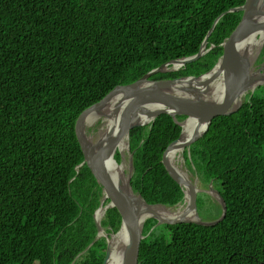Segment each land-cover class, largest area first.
Returning <instances> with one entry per match:
<instances>
[{
  "label": "trees",
  "instance_id": "trees-1",
  "mask_svg": "<svg viewBox=\"0 0 264 264\" xmlns=\"http://www.w3.org/2000/svg\"><path fill=\"white\" fill-rule=\"evenodd\" d=\"M244 2L0 0V264L103 263L107 241L95 239L93 217L102 188L87 163L79 166L77 117L150 67L195 54L217 16ZM242 14L223 15L208 43H220ZM263 56L264 47L256 65ZM217 58L212 50L162 78L198 76ZM185 118L162 113L130 130L131 185L153 205L185 201L161 162ZM183 154L201 182L217 183L226 215L212 225L147 218L141 264H264V84ZM213 201L219 213L205 220L222 214ZM204 203L198 192L197 206ZM120 224L115 209L101 220L108 234Z\"/></svg>",
  "mask_w": 264,
  "mask_h": 264
},
{
  "label": "water",
  "instance_id": "water-1",
  "mask_svg": "<svg viewBox=\"0 0 264 264\" xmlns=\"http://www.w3.org/2000/svg\"><path fill=\"white\" fill-rule=\"evenodd\" d=\"M242 11L239 23L218 44L208 43V37L213 31L219 19L228 12ZM264 29V0H245L244 4L232 7L222 12L214 20L211 29L203 40L195 54L170 59L147 69L142 75L131 83L115 86L98 102L84 109L76 119L75 130L84 153V161L87 163L98 183L102 188V198L99 207L93 214L97 227V237H106L107 248L102 264H108L113 237L119 232L127 234L129 252L121 264H141V247L144 234V224L147 218H155L157 225L161 223L176 224L193 222L204 225H212L222 220L227 211V205L219 191L215 192V198L222 205V214L215 220H203L197 209V196L200 189L189 174L181 166L168 160V153L185 149L200 138L209 128L212 120L220 115H227L236 111L243 103V98L249 91L264 84V60L262 64L252 71L249 55L240 58L233 54L232 48L249 34H255ZM212 50L218 51V58L213 67L198 75L182 76L172 79H164L163 75L168 72L179 70L201 59ZM264 59V56H263ZM213 73L212 84L206 89H190L186 84L188 78H200ZM222 76L224 91L221 98L214 97V81ZM179 84V86H177ZM116 99L117 103L113 111L108 115L110 123L106 126L97 140L87 132L86 116L92 111H98L100 106L109 100ZM166 113L176 120L177 115H185L183 121H178L182 126L180 136L172 141L165 149L161 162L169 174L184 189L185 201L179 206L178 213L172 217H165L157 212L158 205L151 204L135 192L131 185L133 175V158L129 154L128 167L124 164L123 149L118 146L119 139L127 138L124 149L129 150L130 130L134 127L145 125L153 121L159 114ZM145 118V119H143ZM195 118L198 123L205 124L204 130L186 140H182L183 123ZM121 154V161L115 158L116 153ZM124 165L121 172L123 186L120 187L113 179L111 166L113 164ZM213 182V181H211ZM165 207V206H163ZM167 208V207H166ZM109 209H115L121 219L120 228L117 232L108 234L101 226L102 217ZM170 209V208H169ZM192 217H187L188 212ZM102 213L99 218L98 215ZM91 244L88 246L90 247Z\"/></svg>",
  "mask_w": 264,
  "mask_h": 264
},
{
  "label": "bare ground",
  "instance_id": "bare-ground-1",
  "mask_svg": "<svg viewBox=\"0 0 264 264\" xmlns=\"http://www.w3.org/2000/svg\"><path fill=\"white\" fill-rule=\"evenodd\" d=\"M259 37H261V39L264 38V29L259 30L255 34H249L243 40H241L238 44H236L232 48L233 54L244 59L245 55H249V53L252 52L254 46L260 41ZM212 76H213V73L200 77V78H188L186 84L185 82L180 83V84H182L183 86L188 85L190 89L191 88L194 89L196 87H198L199 90L206 89L212 84V81H211ZM223 84H224V81L222 80V76H220L214 81L213 83V87L215 88L214 97L221 98L223 95V92L225 93L223 89L224 88ZM177 86H179V84H177ZM116 103H117L116 99L105 102L104 104L100 106L98 111H92L86 116L85 123L88 126L94 125L98 121V119L101 116H103L105 118L104 123L106 124V126H108V124L110 123V119L108 116L115 108ZM105 115H108V116H105ZM204 128H205V124L198 123L197 119L195 118L187 119L183 123V136L184 137L182 138V140H186L187 138L195 134L196 135L200 134L204 130ZM105 130L106 129H104L103 131ZM123 138L125 140L124 141L125 143L124 148H125L127 141L125 137ZM182 153H183V149L173 150L168 153V160L176 163L177 158L181 157ZM122 171H123L122 166H119L115 163L111 166V174L113 176V179L115 180V182L118 183L120 187L123 186L122 177H121ZM157 212H159L165 217H172L178 214L170 210H167L163 207L157 208ZM101 216H102V213L101 215L100 214L98 215L99 218ZM187 217H192L191 211L187 213ZM128 252H129V243H128L127 234L124 231H121L113 237L112 251H111V256H110L108 264H121L122 260L125 258Z\"/></svg>",
  "mask_w": 264,
  "mask_h": 264
},
{
  "label": "rangeland",
  "instance_id": "rangeland-1",
  "mask_svg": "<svg viewBox=\"0 0 264 264\" xmlns=\"http://www.w3.org/2000/svg\"><path fill=\"white\" fill-rule=\"evenodd\" d=\"M259 39H260V41L254 46L252 52L249 53L250 54L249 59L251 61L250 68L252 71H255L260 66V65H256L257 64L256 62H257V59L259 58L261 51L264 47V38L261 39V37H259ZM104 120H105V118L103 116H101L94 125L87 126V132L89 135H92L93 140H97V138H99L100 134L106 128V124L104 123ZM125 139H126V141H128L127 138H125ZM129 154H130L129 150H127V149L123 150V156H124L123 162L126 165V171H127V167H128ZM176 164L181 166V168L189 174V176L193 179V181L196 182L197 187L200 189L199 195L205 201L203 206H200V205L197 206L198 213H199L200 217L203 220L215 218L219 213V205L215 204L213 201V199L217 200V198H215V195H216L215 192L218 191L217 183L210 181L208 184H205V183L201 182V180L199 179V176L194 174L193 172H191L187 168L183 153H182L181 157L177 158ZM162 207L163 206H158V208H162ZM163 208L170 210L172 212L179 210V207L178 208H171V209L166 208V207H163ZM102 238L106 239V237L103 235L101 237L96 236L95 239H102ZM99 252H101V251L99 250Z\"/></svg>",
  "mask_w": 264,
  "mask_h": 264
}]
</instances>
